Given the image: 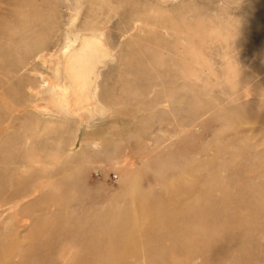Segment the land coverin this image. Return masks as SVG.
I'll return each instance as SVG.
<instances>
[{
    "label": "rangeland",
    "instance_id": "374dc122",
    "mask_svg": "<svg viewBox=\"0 0 264 264\" xmlns=\"http://www.w3.org/2000/svg\"><path fill=\"white\" fill-rule=\"evenodd\" d=\"M164 6L192 45L172 81L145 53L176 37ZM84 20L113 51L68 112L51 85ZM0 158V264H264V0H0Z\"/></svg>",
    "mask_w": 264,
    "mask_h": 264
},
{
    "label": "bare ground",
    "instance_id": "6f19581e",
    "mask_svg": "<svg viewBox=\"0 0 264 264\" xmlns=\"http://www.w3.org/2000/svg\"><path fill=\"white\" fill-rule=\"evenodd\" d=\"M167 1L168 0H160V2L163 3L164 5ZM169 1H175V0H169ZM180 5H182V6H179L177 8H180V10H181L184 8L183 7L184 5H183V3H181ZM161 8H163V7H161ZM164 8H166V7L164 6ZM168 9L166 8L163 10V9L154 8V9H150L149 11L151 12L150 15H153L154 19L165 21V22H161L162 27H165L166 29L168 28V30L171 33H173L176 37H174L172 41H169V40L167 41L166 39L168 37L162 31L156 32V31L150 30V32H148L147 35L152 36L153 38H155V40L163 39L166 41V44H165V46H163L161 44H154L151 47H150V45L146 46L145 53H146L147 58L152 56V58H154L156 61L158 60V61L163 62L164 64L168 65V67L165 70H163V72L165 75H168L170 77V80L172 81V76L174 78H176V75L178 76L179 73H181L183 71V69L186 67V62H185L182 54H184V53L186 54V52L191 51L192 45L190 43L191 38L189 37L190 38V40H189L187 37L189 27L188 28H187V26L183 27V25H182L185 22V20H188V19H185L183 16H181L179 19L176 18L177 19L176 20L169 14ZM156 10H158V11H156ZM16 14L20 19H23L25 17H30L31 19H34V18L36 19L38 17V13L26 15V14H24V12L17 11ZM72 20H76V19H72ZM49 24L53 25L54 22L50 20ZM82 24L85 25L86 28L77 30L75 32V37H70L69 34H67L65 36V40H64L62 47L57 52L58 61L61 63L62 70H63V72L67 78V81H68L66 86L61 85L59 83L58 78H56L52 82V85H51V90H52L53 96L55 97V99L57 98V99H60L61 101L66 102V108H67L66 110L68 112H74L81 105H86V106L92 108V105H94V103H96V93H95L96 72L93 73V68L97 69L100 65L99 64L100 61H103L104 59H107V57H110V55H112V51H113V48L108 43V41L105 37L104 29L102 26L96 27V28H93L91 26L89 27V25L92 24V22L91 21L89 22L88 20H84L82 22ZM193 30L197 31L195 28H193ZM24 32H25V34H31L32 31L27 29V30H24ZM36 37H37V35H36ZM36 37H35V40L38 41L39 38L37 39ZM36 49L37 50L34 52V57H40L42 55L40 53H42L43 48L37 46ZM171 52H176V54L179 53L180 57H177L176 54H172ZM174 56H176V57H174ZM13 66H14V62L8 63V65L6 66V69H10ZM15 82H16V80H15ZM17 82L20 83V80H17ZM20 96H21V94H20ZM33 109H35V108H33ZM31 119H34V118H31ZM33 132H32V129L30 127H28L26 134L32 140V147L33 146L42 147L43 146L42 141H36L33 139ZM11 139H9V144L6 143L3 146L5 149H8V148L13 149L16 147V145H15L17 143L16 138H14V141H11ZM30 150H25L24 153H21L19 155L20 158H16V159H12V157H14V156H11V157L10 156H4L3 157V158H5L4 161H7L10 164L15 163L18 160H20L21 163H22V161L28 162L31 160V158L36 156V154L33 153L34 150L32 148H30ZM3 158H0V159H3ZM34 160H36V159H34ZM4 161L0 160V162H4ZM8 166L10 167V165H8ZM39 178L40 177L38 176L37 179H39ZM18 181L20 183H22L23 181L27 182L28 180H27V178H24L23 181L22 180H18ZM44 187H45V184L43 186L39 185L37 187H34L33 189L29 190L28 194L35 193V192H38V193L40 192V194H43L44 193L43 192ZM255 188L257 190H264V185L263 184H256ZM22 192H24V190L18 188L17 191H14L13 193L18 197V195H21ZM22 197L23 196H20L18 198L20 199ZM250 200L254 201V202H258V203H259V201L263 202L264 196L256 195V196H253L252 198H250ZM4 202H8V200H5ZM18 203H19V201H17V204ZM0 204H4V203H0ZM15 205L16 204H14V205L11 204V205H8V207H9V209H12L13 206H15ZM251 209H252V207H251ZM253 211H255V210H253ZM200 214H198V216ZM196 225H197V223H196ZM199 226H200V224H199ZM197 247H200V246H197ZM198 257H200V256H198ZM191 263H192V261H191ZM90 264H94V262H92V263L90 262ZM95 264H103V263L96 262Z\"/></svg>",
    "mask_w": 264,
    "mask_h": 264
}]
</instances>
